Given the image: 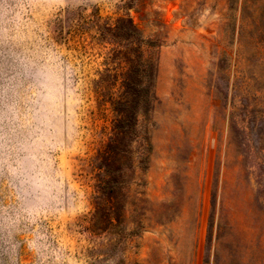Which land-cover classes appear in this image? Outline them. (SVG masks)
<instances>
[{"label": "rangeland", "instance_id": "374dc122", "mask_svg": "<svg viewBox=\"0 0 264 264\" xmlns=\"http://www.w3.org/2000/svg\"><path fill=\"white\" fill-rule=\"evenodd\" d=\"M243 1L0 0V264H264V114L250 101L248 132L233 126L237 85L264 106V2ZM134 32L156 75L122 254L117 226L90 222Z\"/></svg>", "mask_w": 264, "mask_h": 264}, {"label": "trees", "instance_id": "16d2710c", "mask_svg": "<svg viewBox=\"0 0 264 264\" xmlns=\"http://www.w3.org/2000/svg\"><path fill=\"white\" fill-rule=\"evenodd\" d=\"M264 2L256 0V3ZM246 0L243 1V11ZM246 7V6H245ZM235 9V0H228V11ZM228 19V18H227ZM225 23V29H230L231 24ZM129 24V21H126ZM260 35L264 34V13L261 15L259 25ZM135 46L130 50L117 49V61L123 65L121 72V91L116 97H110L111 107L114 113L112 135L106 146L99 152L97 159L100 162L102 173L98 175L95 184V197L93 213L91 216L90 233L106 234L111 228L117 226V253L122 254L129 249L130 244L138 238L140 226V208L144 196L143 190L134 196L128 195V175L130 147L139 142L141 152L137 156V168L145 169L148 160L150 144L146 133L139 136L137 129L138 117L146 115L150 102L154 99V78L156 75V60L152 55H146L143 50L141 37L133 33ZM122 38H127L126 33ZM256 46H259L256 43ZM222 70V69H220ZM245 86V87H244ZM246 84L237 85L239 113L233 118L234 129L246 134L248 132V116L255 112L254 108L260 109V116L264 114V106L257 107V98L251 99L246 90ZM264 94V92H262ZM262 94V96H263ZM250 101L255 102L251 108ZM252 109V110H251ZM254 110V111H253ZM259 113V112H257ZM262 148L264 150V136ZM253 153L251 154V157ZM254 157L255 151H254ZM135 168L136 164L134 163ZM143 187V184H139ZM129 225L132 228H129Z\"/></svg>", "mask_w": 264, "mask_h": 264}]
</instances>
